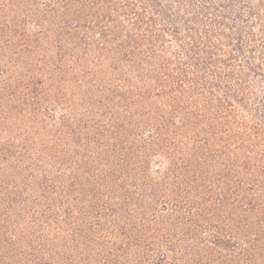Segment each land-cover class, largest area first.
<instances>
[{
	"label": "trees",
	"instance_id": "trees-1",
	"mask_svg": "<svg viewBox=\"0 0 264 264\" xmlns=\"http://www.w3.org/2000/svg\"><path fill=\"white\" fill-rule=\"evenodd\" d=\"M1 1L0 124L18 121L23 107L25 116L38 108L33 113L38 121L42 112L46 118V111L60 118L58 125L53 119V125L39 121L45 126L43 139L33 137L26 148L16 147L18 152L0 147V165L6 168L16 160L26 167L22 171L11 168L9 175L0 169L3 253L8 255L6 248L14 245L22 257V243L26 264H186L203 260L208 264H264V97L257 96L261 83L249 81L259 68L249 58H256L257 52L264 55V0L253 5L242 0L247 12L236 15L233 23L229 19L237 0ZM171 47L177 48L173 53L182 59L177 62L178 86L189 82L191 95H205L208 89L209 101L216 90L222 94L214 123L205 125L203 137L196 136L200 132L193 128L189 138L197 145L193 151L203 156L199 159L211 160L207 167L212 165L216 177L224 171V179L218 182L223 188L211 185L210 203L201 204L209 215L222 219L195 222L190 237L181 222L167 223L157 234L145 237L137 227L131 228L130 221L127 229L99 226L97 219L92 225L93 214L97 215V172L101 185L108 189L112 187H108L109 177L119 171L102 162L103 158L97 162L101 158L97 144L105 148V140L120 135V141L122 134L113 125L112 129L90 128L84 122L90 119L95 124L96 120L95 115L85 119L80 112L84 109L79 100L82 86L93 80L89 67L93 65L96 71L97 60L116 62L118 55L121 62L132 64L133 73L134 64L145 59L141 74L132 76V82L123 78L113 89L116 95L120 88L123 103L130 99L134 106L146 101L150 105L158 102L151 83L162 84L163 72L171 65L163 56ZM101 90L106 91L103 85ZM245 90H251L250 94ZM104 101L101 97L99 104ZM218 117L222 120L216 125ZM214 125L219 132H214ZM26 127L32 133L38 130V126ZM37 143L43 151L29 158L28 151ZM52 156L55 167L50 181L41 174L46 173L43 168L47 169ZM139 179H144L142 172L132 169L128 187L137 188ZM212 193L216 194L212 197ZM186 195L194 198L195 194ZM192 206L189 215L198 217L199 211ZM99 208L107 211L104 206ZM111 237L120 242H112ZM8 260L0 254V264Z\"/></svg>",
	"mask_w": 264,
	"mask_h": 264
},
{
	"label": "rangeland",
	"instance_id": "rangeland-1",
	"mask_svg": "<svg viewBox=\"0 0 264 264\" xmlns=\"http://www.w3.org/2000/svg\"><path fill=\"white\" fill-rule=\"evenodd\" d=\"M1 2L0 0V3ZM255 2L256 0H245V3H249L250 5H253ZM242 5L243 1L237 0V4L233 8L231 14L232 17L229 19L231 20L230 22L233 23L232 20L237 19L235 16L239 13L243 11L247 12V8L243 9ZM258 39H260V37ZM176 49L177 48L171 47L169 52L165 53L163 56L164 60H167L165 62H168V60L171 62L170 69L163 72L162 84L156 82L151 83L154 89L153 94L158 102H153L150 105V102L146 101L141 105L137 104L134 106V101L130 103V99L127 103H123V97L120 96L122 94L120 88L116 89L117 96L113 89L123 78L132 82V76H137V73L141 74L146 64L145 59L140 58L134 64L137 66L133 69L136 70L135 72L133 71V73L130 68L132 64L129 65L121 62L118 55L116 56V62L97 60L96 71H94L93 65H91V68L89 67L93 80L82 86L79 100L84 104V109L80 112L83 114V118L88 119L95 115L96 120H93L95 124H90V119L87 121L84 120V122L89 123L87 126L90 128L100 125L110 126L112 129L113 126H116L120 128L122 134V139L120 141V135L114 136L112 140H105L107 142L105 148H101L99 144H97V155L101 157L97 158V162L99 159L103 158L102 162H109L112 168H117L119 171H115L111 177H109L111 182L108 187L111 185L112 187L108 189L105 187L106 185H101L103 181L99 178L100 175L97 172V215L93 214V219L91 220L92 225L95 224L94 222H96L97 219V224L99 226L106 224L107 226L125 227L127 229L129 228L130 221L132 224L131 228L137 227L136 229L140 230L139 232L145 237L154 234L153 232L157 234V229L164 227L167 223L181 222L185 229L190 232V234H188L190 237L192 235L191 231L193 230L192 224L195 225L196 223L199 224L204 222L214 223L222 219L218 217V215H209L207 211L201 207V204L207 205L210 203L208 197L210 194H208V191L211 190V185H213V189L217 188L218 190L219 188H223L221 186L219 187L222 183L218 185V182H222L224 179V171L218 173L219 176L216 177L215 169L212 168V165L209 168L207 167V163L211 162V160H209V162L201 161L199 157L203 156H198L195 153L196 151L192 149L197 145H192L189 140L193 128L196 127L200 132L196 134V136L203 137L202 134L205 132V129H207L205 125L214 123L212 118L215 116L214 113H216L214 111L220 106L222 94L216 90L213 93L214 98L209 101L212 95L207 97L206 94L208 93V89L206 88L205 95H191L192 93L190 91L193 88H190L191 85L189 82L185 83L183 86H178L177 82L181 74L180 76L177 74V62L182 61V59L180 55L178 59L177 54L173 53V51H177ZM220 58L228 57L220 56ZM249 59L253 65L259 66L258 73L249 77V81L255 85L259 82L261 83V90L263 93H260L261 90L259 89L257 96L259 94L261 97L263 94L264 97V55H261V52H257L256 58L253 59L250 57ZM244 63L245 60L243 59L242 65H244ZM260 65L262 67H260ZM83 66L86 68V65ZM114 68H116V72L113 71ZM124 71L125 73L123 75L122 73ZM218 72H220V70ZM192 73H194V71H192ZM125 74H129V77ZM183 76H185V74ZM102 85L106 91L101 90ZM200 87H202V85H200ZM250 91L251 90H245L244 93L250 94ZM101 97L104 98L105 101L99 104ZM249 101L253 102V98ZM119 102H121V106L117 108ZM24 109L25 107L22 108L21 114H18V121L14 119L10 122L7 121L6 125L2 126L0 124V147L9 146L12 147L14 151L17 150L16 147L26 148L28 144H31L30 141L33 137H35L36 141L43 139L42 134L45 126L40 123L41 121H45L49 125H53V122H51L52 119L56 121L57 125L60 122V118H52L48 111H46V118L43 117V112L41 113L42 115L40 114L39 122L38 118L33 115L34 112L39 110L38 108H36L34 112L30 110L28 112L29 114L26 116L22 113ZM10 112L12 115V110ZM31 116L32 120H29ZM203 116L205 118L202 119ZM218 120L221 121L222 117H218L217 120H215L217 122L215 123L216 125L218 124ZM22 122H25V124L21 125ZM245 122L247 124L249 121L245 120ZM27 125L33 127L38 126V130L32 133L31 127L28 128L26 127ZM216 125H214V127ZM25 127L30 130V133ZM216 130H214V132H219V126H216ZM216 138L219 139L220 135L217 134ZM41 149V146L37 143L36 147L28 151L30 157L28 156V152H23V154L29 158H36V155H40L38 152L43 151ZM1 155L0 153V156ZM194 155H196V161L193 160ZM49 160L47 169L43 168V171L46 173H42L41 175L52 181L48 176H51L54 170L55 158L52 156ZM190 160L191 162L187 164ZM13 165L16 167H13ZM136 165L142 168H136ZM71 166L72 168L76 167L75 163L72 162ZM100 167L102 166L100 165L97 167V170ZM11 168H19L22 171L23 168L26 167L22 162H17L16 160L9 163L6 168L4 165H0V169L6 170L8 175ZM132 169H139V173L142 172V176L144 177L142 180L139 179L137 188L133 186L131 188L128 187L131 182ZM120 170L122 172H120ZM194 170H198L195 176H193L192 173ZM36 173L38 172L36 171ZM144 173H146L145 176ZM29 175H32V173ZM35 184L37 185L38 183L36 182ZM30 188L32 189V187ZM187 192L195 194L194 198L188 197L186 195ZM215 194L216 193H212L211 196L213 197ZM100 195H102V197ZM203 196H205V198H203ZM78 202L79 201H77V204ZM54 203L56 207L59 206L58 200H55ZM192 204H194V207L197 208L196 210L199 211L200 215L198 214V217L195 216L192 218V214L189 215V212H192L190 211V208L193 207ZM38 205H41V203H38ZM102 206H104L107 211H100L101 208L99 207ZM97 216L99 218H97ZM0 222L2 221L0 220ZM99 230L101 229H97V231ZM196 234H198V231H196ZM116 237H111L112 242L114 239L115 242H120V238L116 239ZM151 237L153 236L147 239ZM20 244L19 250L23 253L22 257L14 248V245L13 248H6L8 255L3 253L5 248H0V254L5 255L9 259L6 261L7 264L27 263L25 246L22 243ZM16 248L18 247L16 246ZM205 261L208 260H203L202 263H199L200 261H189L186 264H208L209 261L206 263Z\"/></svg>",
	"mask_w": 264,
	"mask_h": 264
}]
</instances>
